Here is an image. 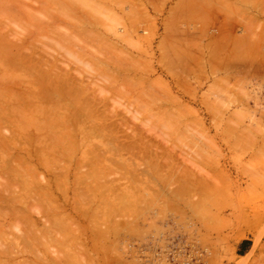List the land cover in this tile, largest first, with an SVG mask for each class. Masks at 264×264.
Instances as JSON below:
<instances>
[{"label": "rangeland", "instance_id": "1", "mask_svg": "<svg viewBox=\"0 0 264 264\" xmlns=\"http://www.w3.org/2000/svg\"><path fill=\"white\" fill-rule=\"evenodd\" d=\"M254 1L0 0V264H264Z\"/></svg>", "mask_w": 264, "mask_h": 264}, {"label": "bare ground", "instance_id": "2", "mask_svg": "<svg viewBox=\"0 0 264 264\" xmlns=\"http://www.w3.org/2000/svg\"><path fill=\"white\" fill-rule=\"evenodd\" d=\"M80 1H83V0H80ZM224 1H225V0H224ZM227 1H228V0H227ZM241 1H244V2H245V0H241ZM246 1H248V0H246ZM257 1H258V0L254 1V2H257ZM261 1H264V0H261ZM261 1H260V2H261ZM85 2H86V1H85ZM260 2H258V3L261 4ZM90 3L92 4V2H90ZM90 3H89V5H90ZM238 3H240V2H238ZM242 3H243V2H242ZM86 4H87V2H86ZM222 4L224 5V3H222ZM228 4H229V3H228ZM253 4L255 5V3H253ZM230 5H232V4L230 3ZM233 5H234V4H233ZM243 5H244V4H243ZM251 5H252V4H251ZM251 5H250V7H251ZM257 5H258V4H257ZM257 5H256V6H257ZM91 6H92V8L94 7L93 4L90 5V7H91ZM227 6H229V5H227ZM262 6H264V4H263ZM224 7H225V6H224ZM253 7H255V6H253ZM253 7H252V8H253ZM258 7H260V6H258ZM87 8H88V7H87ZM228 8H229V7H228ZM231 8H234V6H231ZM236 8H239V6L236 7ZM260 8H262V7H260ZM88 9H90V8H88ZM176 9H178V8H176ZM183 9H185V8H183ZM66 10H67V9H66ZM178 11H179V10H178ZM67 12H68V11H67ZM95 12H96V11H95ZM205 12H206V11H205ZM106 17H107V16H106ZM109 19H110V18H109ZM230 20H231V19H230ZM110 21H111V20H110ZM228 22H229V21H228ZM226 23H227V21H226ZM111 24H112V23H111ZM111 24H110V25H111ZM224 24H225V23H224ZM224 24H223V25H224ZM227 24H228V23H227ZM44 25H45V24H44ZM225 25H226V24H225ZM47 26H48V25H47ZM51 26H53V25H51ZM226 27H227V26H226ZM224 28H225V27H224ZM225 29H226V28H225ZM113 31H115V30H113ZM108 32H109V31H108ZM229 32H230V31H229ZM171 33H172V32H171ZM224 33H226V32H224ZM231 34H232V33H231ZM229 35H230V34H228L227 36H229ZM248 37H250V36L247 35V38H248ZM237 38H238V37H237ZM237 38H236V39H237ZM239 38H240V37H239ZM244 38H245V37H244ZM241 39H242V38H240V40H241ZM249 39H250V38H248V39H246V40L244 39V40L247 42ZM252 39H253V37H252ZM252 39H251V40H252ZM56 41H57V40H56ZM164 41H165V40H164ZM225 42H226V39H225ZM237 42H238V41H237ZM241 42L243 43V41H240V42H239L240 45H241ZM249 42H252V41L249 40ZM162 43H163V42H162ZM228 43H230V40L227 41V44H228ZM163 44H164V43H163ZM232 44H233L234 48H236L235 46H236L238 43H237L236 45H235L234 43H232ZM244 44H245V42H244ZM247 44H248V42H247ZM249 44H250V43H249ZM218 45H219V44H218ZM240 45H238V46H240ZM256 45L258 46V44H256ZM229 46H230V44H229ZM233 46H232V47H233ZM57 47H58V46H57ZM170 47H171V45H170ZM216 47H218V46H216ZM173 48H174V47H173ZM224 48H225V47H224ZM226 48H227V47H226ZM239 48H240V47H239ZM254 48H256V47H254ZM263 48H264V47H263ZM250 49L255 50V49H253V48H250ZM252 50H251V52H252ZM177 51H178V50H177ZM177 51H176V52H177ZM181 51H182V50H181ZM235 51H236V50H235ZM255 51H256V50H255ZM262 51H263V50H262ZM253 52H254V51H253ZM223 53H224V52H223ZM233 53H234V52H233ZM240 54H241V53H240ZM240 54H239V56L241 57L242 54H241V55H240ZM69 56H70V55H69ZM246 56H247V55H243L242 58H243V57H246ZM250 56H252V55H250ZM72 57H73V56H72ZM77 57H78V56H77ZM248 58H249V57H247V59H248ZM75 59H76V58H75ZM244 60H245V59H244ZM234 62H235V61H234ZM81 63H82V62H81ZM238 64H239V63H238ZM216 70H217V69H216ZM40 73H41V72H40ZM40 73L38 72L37 74H40ZM171 73H172V72H171ZM172 74H173V73H172ZM31 75H32V74H31ZM31 75H30V76H31ZM35 75H36V74H35ZM30 76H29V77H30ZM32 76H33V75H32ZM45 76H47V75H45ZM41 77H42V76H41ZM44 78H45V77H44ZM47 78H48V77H47ZM42 80H43V79H42ZM47 80H48V79H47ZM37 81H38V80H37ZM47 82H48V81H47ZM35 86H36V84H35ZM37 86H39V85H37ZM48 90H49V89H48ZM47 92H48V91H47ZM47 92H46V94H47ZM241 93H242V92H241ZM59 94H60V93H59ZM47 95H48V94H47ZM62 95H63V94H62ZM244 95H245V94H244ZM59 96H60V95H59ZM65 96H66V95H65ZM61 97H62V96H61ZM58 98H59V97H58ZM78 98H79V96H78ZM41 100H42V99H41ZM39 102H40V101H39ZM55 102H56V101H55ZM58 102H59V100H58ZM75 102H76V99H75ZM81 105H82V104H81ZM55 107H56V106H55ZM79 107H80V106H79ZM69 108H70V107H69ZM76 108H77V107H76ZM80 108H81V107H80ZM143 108H144V107H143ZM78 109H79V108H78ZM95 110H96V109H95ZM73 111H74V110H73ZM76 111H77V110H76ZM92 112H93V111H92ZM77 113H78V112H77ZM90 113H91V112H90ZM93 113H94V112H93ZM73 114H75V113H73ZM70 118H71V117H70ZM89 118H91V117H89ZM137 119H138V117H137ZM137 119H136V120H137ZM76 120H77V118H76ZM81 120H82V119H81ZM158 120H159V119H158ZM68 121H69V119H68ZM106 121H107V120H106ZM172 122H173V121H172ZM70 123H71V122H70ZM72 123L75 124L73 121H72ZM72 123H71V124H72ZM104 124H105V123H104ZM143 124H144V123H143ZM169 125H170V124H169ZM103 126H104V125H103ZM167 126H168V124H167ZM100 127H101V126H100ZM104 127H105V126H104ZM119 127H120V126H119ZM129 127H130V126H129ZM17 128H18V127H17ZM56 128H57V127H56ZM102 128H103V127H102ZM102 128H100V129H102ZM110 128H111V127H110ZM149 128H150V126H149ZM126 129H128V128L126 127ZM131 129H132V128H131ZM17 130H18V129H17ZM94 130H95V129H94ZM103 130H105V129L103 128ZM150 130H151V129H150ZM101 131H102V130H101ZM122 131H123V129H122ZM122 131H119V133H120V132L122 133ZM125 131H126V130H125ZM133 131H134V129H133ZM133 131H132V132H133ZM97 132H99V128H98V131H97ZM130 132H131V131H130ZM95 133H96V132H95ZM116 133H118V132H116ZM123 133H124V132H123ZM135 133L137 134V132H135ZM124 134H125V133H124ZM129 134H130V133H129ZM129 134H128V135H129ZM138 134H139V131H138ZM119 135H120V134H119ZM119 135H117V136H119ZM122 135H123V134H122ZM134 135H135V134H134ZM13 136H14V135H13ZM120 136H121V135H120ZM126 136H127V135H126ZM135 136H136V135H135ZM143 136H144V135H143ZM143 136H142V139H143ZM112 137H113V136H112ZM123 137H124V136H123ZM123 137H122V138H123ZM139 137H141V136H139ZM13 138H15V137H13ZM115 138H116V137H115ZM115 138H114V139L112 138V139L114 140V142H115V140H116ZM133 138H136V137L133 136ZM138 139H139V138H138ZM12 140H14V139H12ZM119 140H120V138H119ZM125 140H126V139H125ZM128 140H129V139H128ZM131 140H132V139H131ZM131 140H129V141H131ZM135 140H136V139H135ZM143 140H144V139H143ZM110 141H111V140H110ZM133 141H134V140H133ZM138 141H139V140H138ZM149 141H150V140H149ZM18 142H19V140H18ZM118 142H119V141H118ZM145 142H146V141H145ZM116 143H117V142H116ZM121 143H122V142H121ZM133 143H134V142H133ZM133 143H132V144H133ZM140 143H141V142H140ZM140 143H138V145H139ZM143 143H144V142H143ZM143 143H142V144H143ZM148 143H149V142H147V144H148ZM150 143H151V142H150ZM9 144H10V143H9ZM111 144H112V143H111ZM124 144H125V143H124ZM124 144H123V145H124ZM132 144H130V145H132ZM147 144H145V145H147ZM152 144H153V143H152ZM152 144H151V145H152ZM54 145H55V144H54ZM125 145H126V144H125ZM128 145H129V143H128ZM136 145H137V144H136ZM136 145H135V146H136ZM143 145H144V144H143ZM153 145H154V144H153ZM56 146H57V145H56ZM109 146H111V145H109ZM112 146H113V145H112ZM139 146H141V145H139ZM149 146H150V144H149ZM113 147H115V146H113ZM127 147H128V146H127ZM127 147H126V148H127ZM142 147H143V146H142ZM45 148H46V147H45ZM119 148H120V147H119ZM119 148H118V149H119ZM134 148H135V147H134ZM144 148H145V147H144ZM157 148H158V147H157ZM49 149H51V148H49ZM137 149H138V148L135 149L136 152L138 151ZM40 150H41V149H40ZM102 150H103V148H102ZM120 150H121V148H120ZM122 150H123V147H122ZM131 150H132V148H131ZM149 150H150V149H148V151H149ZM98 151H99V150H98ZM109 151H110V150H109ZM112 151H113V150H112ZM115 151H116V150H115ZM133 151H134V150H133ZM140 151H141V150H140ZM140 151H139V152H140ZM145 151H146V150H145ZM148 151H147V152H148ZM113 152H114V151H113ZM116 152H117V151H116ZM118 152H119V151H118ZM121 152H122V151H121ZM123 152H125V151H123ZM134 152H135V151H134ZM136 152H135V154H136ZM142 152H143V151H142ZM28 153H29V152H28ZM109 153H110V152H109ZM119 153H120V152H119ZM126 153H127V151H126ZM131 153H133V152H131ZM137 153H138V152H137ZM91 154H92V153H91ZM117 154H118V153H117ZM129 154H130V153H129ZM133 154H134V153H133ZM140 154H141V153H140ZM145 154H146V153H145ZM166 154H167V153H166ZM55 155H56V154H55ZM89 155H90V153H89ZM112 155H113V154H112ZM120 155H121V154H120ZM146 155H147V154H146ZM37 156H38V155H37ZM93 156H94V155H93ZM105 156H106V155H105ZM110 156H111V154H110ZM124 156H125V155H124ZM131 156H132V155H131ZM140 156H141V155H140ZM155 156H156V155H155ZM162 156H163V153H162ZM170 156H171V155H170ZM170 156H169V157H170ZM103 157H104V156H103ZM116 157L118 158V156H116ZM119 157H120V156H119ZM135 157H138V156H135ZM146 157H147V156H146ZM152 157H153V156H152ZM156 157H157V159L160 158L159 156H156ZM156 157H155V158H156ZM158 157H159V158H158ZM37 158H38V157H37ZM110 158H111V157H110ZM120 158H121V157H120ZM130 158H131V157H130ZM163 158H164V157H163ZM163 158H162V159H163ZM171 158H172V157H171ZM127 159H128V158H127ZM52 160H53V159H52ZM92 160H93V159H92ZM131 160L134 161V159H131ZM42 161H43V160H42ZM98 161H99V159H98ZM100 161H101V160H100ZM123 161H125V163H126V159L123 160ZM123 161H121V162H123ZM127 161L129 162V160H127ZM174 161H175V160H174ZM7 162H8V161H7ZM54 162H55V161H54ZM57 162H58V161H57ZM106 162H109V161L107 160ZM112 162H113V161H112ZM130 162H131V161H130ZM169 162H170V161H169ZM16 163H17V162H16ZM118 163H119V162H117L116 164L118 165ZM125 163H124V164H125ZM133 163H136V162H133ZM158 163H159V161H158ZM164 163H165V162H164ZM173 163H174V162L172 161V164H173ZM54 164H55V163H54ZM101 164H103V162H102ZM112 164H113V163H112ZM121 164H122V163H121ZM166 164H167V163H166ZM168 164H170V163H168ZM16 165H17V164H16ZM56 165H57V164H56ZM99 165H100V162H99ZM108 165H110V164L108 163ZM125 165H126V164H125ZM125 165H123V166H125ZM162 165H163V163H162ZM91 166H92V165H91ZM104 166H105V165H104ZM104 166H103V167H104ZM113 166H114V165H113ZM127 166H129V164H127ZM133 166H134V165H133ZM151 166H152V164H151ZM154 166H155V165H154ZM164 166H165V165H163V167H164ZM169 166H171V164H170ZM18 167H19V166H18ZM58 167H59V166H58ZM106 167H107V166H106ZM165 167H166V166H165ZM14 168H15V167H14ZM107 168H108V167H107ZM109 168H110V167H109ZM109 168H108V169H109ZM112 168H113V167H112ZM117 168H118V167H117ZM124 168H125V167H124ZM26 169H27V168H26ZM29 169H30V168H29ZM29 169H28V171H29ZM94 169H95V168H94ZM100 169H101V168H100ZM102 169H103V168H102ZM171 169H172V168H171ZM33 170H34V169H33ZM105 170H106V169H105ZM110 170H111V169H110ZM110 170H109V171H110ZM11 171H12V168H11ZM97 171H99V170H97ZM14 172H16V170H14ZM24 172H25V171H24ZM31 172H32V171H31ZM101 172H102V171H101ZM104 172H105V171H104ZM107 172H108V171H107ZM112 172H114V170H112ZM193 172H195V171H192V173H193ZM196 172H198V171H196ZM200 172H201V171H200ZM8 173H9V172H8ZM25 173H26V172H25ZM32 173H33V172H32ZM188 173H189V172H188ZM203 173H205V172H203ZM9 174H10V173H9ZM13 174H14V173L12 172V175H13ZM22 174H23V173H22ZM103 174H104V173H103ZM105 174H108V173H105ZM198 174H200V173H198ZM207 174H208V173H207ZM5 175H7V174L5 173ZM16 175H19V174H16ZM96 175H97V174H94V176H96ZM100 175H101V174H100ZM187 175H188V174H187ZM187 175H186V176H187ZM19 176H21V175H19ZM25 176H26V175L24 174V178H26ZM27 176H28V175H27ZM98 176H99V175H98ZM103 176H105V175H103ZM189 176H192V177H193V175H189ZM189 176H187V177H189ZM200 176H202V174H201ZM208 176H209V177H208ZM8 177H9V176H8ZM33 177H34V176H33ZM100 177H101V176H100ZM198 177H199V176H198ZM202 177H203V179H204L205 176H202ZM207 177L210 179V180H209L210 182H211V180H213V178H214L213 175H212L211 177H210V175H207ZM18 178H19V177H18ZM21 178H22V176H21ZM28 178H29V177H28ZM28 178H26V179H28ZM41 178H43V177H41ZM102 178H103V177H102ZM183 178H184V176H183ZM189 178H190V177H189ZM193 178H194V177H193ZM200 178H201V177H200ZM200 178H199V179H200ZM16 179H17V178H16ZM16 179H15V177H14V180H15V181H16ZM44 179H45V178H44ZM96 179H97V176H96ZM98 179H99V178H98ZM100 179H101V178H100ZM196 179H197V178H196ZM201 179H202V178H201ZM21 180H22V179H21ZM23 180H24V179H23ZM42 180H43V179H42ZM184 180H185V179H184ZM193 180H195V179H193ZM207 180H208V179H206V181H207ZM11 181H12V180H11ZM82 181H83V180H82ZM82 181H81V182H82ZM96 181H97V180H96ZM116 181H117V180H116ZM24 182H25V181H24ZM41 182H42V181H41ZM84 182H85V181H84ZM94 182H95V181H94ZM114 182H115V181H114ZM219 182H220V181H219ZM16 183H17V181H16ZM33 183H34V182H33ZM33 183H32V184H33ZM38 183H39V182H38ZM77 183H78V182H77ZM92 183H93V182H92ZM109 183H111V181H110ZM148 183H150V182H148ZM186 183H188V182H186ZM11 184H12V183H11ZM11 184H10V186H11ZM13 184H14V183H13ZM27 184H28V183H27ZM27 184H26V185H27ZM42 184H43V183H42ZM79 184H80V182H79ZM79 184H78V185H79ZM202 184H203V183H202ZM216 184H217V183H216ZM20 185H23V184H20ZM37 185H38V184H37ZM78 185H77V187H78ZM85 185H86V184H85ZM91 185H92V184H91ZM191 185H193V184L191 183ZM195 185H197V186L199 187L198 184H195ZM195 185H193V186H195ZM203 185H204V184H203ZM203 185H201V187H202ZM209 185H210V184H209ZM212 185H213V184H212ZM212 185H211V186H212ZM27 186H29V185H27ZM31 186H32V185H31ZM79 186H80V185H79ZM89 186H90V185H89ZM197 186H196V187H197ZM211 186H210V187H211ZM214 186H215V185H213V187H214ZM217 186H218V184H217ZM3 187H5V186L3 185ZM3 187H2V188H3ZM8 187H9V186H8ZM82 187H83V186H82ZM203 187H204V186H203ZM90 188H91V187H90ZM116 188H119V187H116V186H115L114 189H116ZM199 188H200V187H199ZM211 188H212V187H211ZM83 189H84V188H83ZM119 189H120V188H119ZM192 189H193V188H192ZM203 189H204V188H202V190H203ZM206 189H208V188H206ZM1 190H2V189H1ZM1 190H0V192H1ZM8 190H9V189H8ZM10 190H11V189H10ZM76 190H77V189H76ZM76 190H75V192H76ZM78 190H79V189H78ZM84 190H85V189H84ZM2 191H5V190L3 189ZM28 191H29V190H28ZM35 191H36V190H35ZM40 191H42V190L40 189L38 192H40ZM81 191H82V190H81ZM81 191L79 190L78 192H81ZM87 191H88V190H87ZM115 191H117V190H115ZM193 191H194V190H193ZM195 191H197V190H195ZM199 191H200V190H199ZM44 192H45V191H44ZM50 192H51V191H50ZM78 192H76V193H78ZM204 192L206 193L205 190H204ZM204 192H203L202 194H204ZM5 193H6V191H5ZM10 193H11V192H10ZM82 193H83V192H82ZM1 194H2V193H1ZM7 194H8V193H7ZM37 194H38V193H37ZM46 194H47V193H46ZM126 194H127V193H126ZM200 194H201V193H200ZM210 194H211V193H210ZM35 195H36V194H35ZM38 195H39V194H38ZM38 195H36V196H38ZM48 195H50V194H48ZM48 195H46V196H48ZM74 195H76V194H74ZM77 195H78V194H77ZM79 195H80V193H79ZM79 195H78V197H79ZM91 195H92V194H91ZM123 195H124V194H123ZM5 196H6V194H5ZM8 196H9V195H8ZM207 196H208V195H207ZM10 197H11V196H10ZM10 197H9V198H10ZM74 197H75V196H74ZM83 197H84V196H83ZM86 197H88V196H86ZM122 197H124V196H122ZM130 197H131V195H130ZM199 197H200V196H199ZM18 198L20 199V197H18ZM95 198H96V197H95ZM0 199L2 200V198H0ZM31 199H32V198H31ZM40 199H41V198H40ZM52 199H53V198H52ZM77 199H78V198H77ZM128 199H129V198H128ZM130 199H131V198H130ZM8 200H9V199H8ZM29 200H30V198H29ZM29 200H27V201H29ZM38 200H39V199H38ZM80 200H82V195H81V199H80ZM83 200H86V199L83 198ZM10 201H12V200H10ZM27 201H25L26 204H27ZM39 201H41V200H39ZM22 206H23V205H22ZM134 207H135V206H134ZM3 208H4V207H3ZM101 208H102V207H101ZM106 208H107V207H106ZM106 208H105V209H106ZM123 208H125V206H123ZM5 209H6V208H5ZM7 209H8V208H7ZM101 210H102V209H101ZM103 210H104V209H103ZM3 211H4V210H3ZM40 213H41V212H40ZM7 214H8V213H7ZM9 214H11V213H9ZM9 214H8V215H9ZM12 214H13V212H12ZM7 218H8V217H7ZM26 221H29V220L26 219ZM32 227L34 228L35 226H32ZM39 236H40V235H39ZM20 240H22V239H20Z\"/></svg>", "mask_w": 264, "mask_h": 264}, {"label": "crops", "instance_id": "3", "mask_svg": "<svg viewBox=\"0 0 264 264\" xmlns=\"http://www.w3.org/2000/svg\"><path fill=\"white\" fill-rule=\"evenodd\" d=\"M179 10V11H178ZM203 10V8H200L199 9V11H202ZM180 11H183L184 12V9L183 8H178V9H174V11H173V16H172V22H174L176 19H178V17L177 16H179L180 18L181 17H183V16H185L183 13H180ZM190 12H192L191 11V8H190ZM203 13H205V10H203ZM186 16H187V18L189 17V19L191 18V16H188L187 15V12H186ZM188 19V20H189ZM169 22L171 23V19H170V16H169ZM246 243L247 242H242V244L239 246V252H241V255L240 256H243L242 255V253H244V254H246L249 250H250V248L249 249H246L245 248V245H246Z\"/></svg>", "mask_w": 264, "mask_h": 264}]
</instances>
